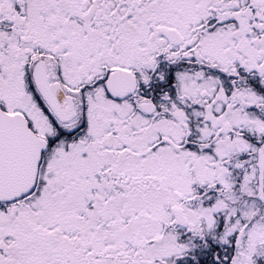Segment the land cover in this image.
<instances>
[{"label": "snow or ice", "instance_id": "1", "mask_svg": "<svg viewBox=\"0 0 264 264\" xmlns=\"http://www.w3.org/2000/svg\"><path fill=\"white\" fill-rule=\"evenodd\" d=\"M0 264H264V0H0Z\"/></svg>", "mask_w": 264, "mask_h": 264}]
</instances>
